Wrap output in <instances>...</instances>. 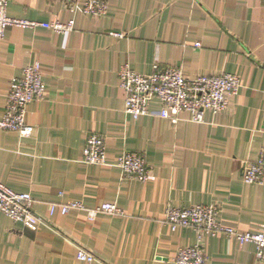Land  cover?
<instances>
[{
	"label": "crops",
	"instance_id": "1",
	"mask_svg": "<svg viewBox=\"0 0 264 264\" xmlns=\"http://www.w3.org/2000/svg\"><path fill=\"white\" fill-rule=\"evenodd\" d=\"M107 1L100 17L60 0L10 1V16L74 20L75 29L11 27L0 42V119L11 81L32 60L41 62L48 90L27 108L30 136L0 130V179L30 192L40 214L50 203L78 200L89 208L113 202L124 215L90 220L85 210L58 209L31 230L0 212V264H175L179 248L195 244L197 235L163 223L170 204L218 203L223 224L264 231V184L243 181V161L256 160L264 146V0ZM155 62L192 77L238 74L231 111L207 112L201 123L173 124L156 114L135 120L125 112L119 72L127 63L148 74ZM150 107L156 112L161 102ZM91 132L105 137V164L82 158ZM125 150L143 152L148 181L123 177L116 159ZM78 244L98 260L78 261ZM206 251L208 264L255 262L252 243L223 234L207 236Z\"/></svg>",
	"mask_w": 264,
	"mask_h": 264
},
{
	"label": "built area",
	"instance_id": "2",
	"mask_svg": "<svg viewBox=\"0 0 264 264\" xmlns=\"http://www.w3.org/2000/svg\"><path fill=\"white\" fill-rule=\"evenodd\" d=\"M11 0H0V42L11 27L38 29L44 28L53 33H66L75 29V21L62 22L32 20L10 16L8 8ZM74 11H82L93 16H104L108 11L107 0H60ZM116 37H124L125 32L112 31ZM196 46H200L197 43ZM120 86L125 93V112L135 120L144 114H156L169 119L173 124L180 121L201 123L207 112L222 114L231 111L234 98L241 88V77L231 72H218L199 76H188L179 66H161L155 62L150 73H141L124 64L119 72ZM48 90L43 80V67L38 59L32 60L23 68V76L11 81L5 112L0 119V130L16 131L22 137L30 136L34 127L26 122L29 104L45 98ZM158 99L161 107L154 112L151 101ZM188 116L182 117V113ZM82 158L89 164L107 163L105 137L98 132L87 135ZM124 178H134L146 182L151 177V168L141 151L125 150L116 159ZM243 181L247 184H264V146L256 160L243 161ZM60 210L68 214L73 209L85 210L88 219L99 214L123 216L124 211L113 202H104L89 208L82 201L71 200L65 204L50 203L47 213L40 214L34 209V199L30 192L16 191L0 179V212L15 222L24 224L31 230L47 224ZM218 203L196 204L191 206L168 205L163 223L171 226L192 228L197 235L193 245L179 248L173 261L175 264H208L206 238L209 235L223 234L233 238L238 244L252 243L255 246L254 264L264 263V231H242L223 224L219 220ZM78 261H97V256L84 246L76 245Z\"/></svg>",
	"mask_w": 264,
	"mask_h": 264
},
{
	"label": "rangeland",
	"instance_id": "3",
	"mask_svg": "<svg viewBox=\"0 0 264 264\" xmlns=\"http://www.w3.org/2000/svg\"><path fill=\"white\" fill-rule=\"evenodd\" d=\"M227 237V236H226ZM245 244V243H244ZM240 245H242V244H240Z\"/></svg>",
	"mask_w": 264,
	"mask_h": 264
},
{
	"label": "trees",
	"instance_id": "4",
	"mask_svg": "<svg viewBox=\"0 0 264 264\" xmlns=\"http://www.w3.org/2000/svg\"><path fill=\"white\" fill-rule=\"evenodd\" d=\"M86 143V142H85ZM85 146V145H84Z\"/></svg>",
	"mask_w": 264,
	"mask_h": 264
}]
</instances>
